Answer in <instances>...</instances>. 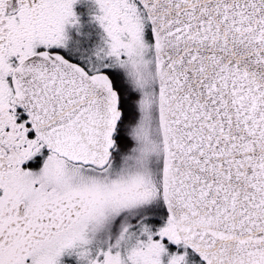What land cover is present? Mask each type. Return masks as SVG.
I'll return each mask as SVG.
<instances>
[{"label": "snow or ice", "instance_id": "6c2138e0", "mask_svg": "<svg viewBox=\"0 0 264 264\" xmlns=\"http://www.w3.org/2000/svg\"><path fill=\"white\" fill-rule=\"evenodd\" d=\"M0 264H264V0H0Z\"/></svg>", "mask_w": 264, "mask_h": 264}]
</instances>
